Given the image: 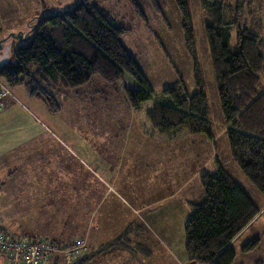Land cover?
Returning a JSON list of instances; mask_svg holds the SVG:
<instances>
[{"label":"trees","instance_id":"trees-1","mask_svg":"<svg viewBox=\"0 0 264 264\" xmlns=\"http://www.w3.org/2000/svg\"><path fill=\"white\" fill-rule=\"evenodd\" d=\"M90 1L81 0L65 11L40 17L31 26L32 40L9 48L7 61L0 65V77L11 86L23 84L31 98L43 102L52 113H58L62 104L57 96L61 91L84 86L97 75L114 89L122 83L129 105L136 110L152 100L155 93L121 42L130 29L116 25L107 11ZM175 1L183 13L185 42L196 64L187 0ZM129 3L140 13L136 0ZM199 3L212 20L205 32L230 160L264 196V92L260 91L264 76V0H199ZM233 31L234 44L231 43ZM11 59L14 64H9ZM128 77L140 86L129 82ZM195 80L199 89L192 95L187 93L181 78L163 89L160 99L147 110L153 130L165 136L186 130L191 135L204 134L213 140L208 99L197 64ZM219 162L214 173L202 171L203 198L191 204L184 225L185 252L191 264H234L237 254L233 241L246 234L260 213L255 202L222 165V160ZM3 209L0 215L7 214L6 208ZM8 227L0 216V233L6 239L48 241L57 246L73 242L33 238L24 232H10ZM132 228L127 226L116 238L93 251L87 239L79 237L86 240L88 248L69 263L85 264L113 248L140 249L148 254L146 245L133 246L131 233L135 228ZM246 239L244 251L259 241ZM0 256L13 264L4 252L0 251ZM46 261L66 264L58 253H52L40 264Z\"/></svg>","mask_w":264,"mask_h":264},{"label":"rangeland","instance_id":"rangeland-1","mask_svg":"<svg viewBox=\"0 0 264 264\" xmlns=\"http://www.w3.org/2000/svg\"><path fill=\"white\" fill-rule=\"evenodd\" d=\"M78 1L81 0H0V65L7 61L6 55H9L10 47L18 42L25 45L32 40L31 26L40 17L65 11ZM136 1L140 13L133 8L129 0H91L90 2L107 11L116 25L130 29L121 37V42L128 54L137 62L155 93L152 100L143 103L138 109L134 110L130 107L122 83L114 86L116 88L114 89L111 83L97 75L84 86L61 91L57 96L62 104L58 113H52L43 102L31 98L23 84L11 86L0 77L1 84L9 90L8 97H11L13 102L6 112L5 110L0 112V210L6 208L7 211L4 215L3 211L1 212V219L8 227L9 200L13 196L10 192L14 188L24 189L27 177L53 178L60 175L64 178L75 176L83 179L86 173H83L78 161L90 166L105 181L111 182V179L118 178V185L113 186L122 189L125 194L129 193L128 183L120 184L122 179L128 180L126 166L132 165V160L128 159L127 154L130 153V146H127L128 151L122 150L126 145L123 143L126 133L124 129L132 125L129 112H135L133 123H138V126L141 125L146 132L148 131L149 144L159 143L157 140L159 138H170L169 140L176 138L178 142L171 144L181 145L180 153L184 151L183 154L186 152L189 155L186 164H179L182 159L175 160L177 151L157 144L159 147L152 148L149 159L144 160L148 163L144 170L141 168L142 160H139L140 173L153 174V178L158 183L172 179L171 173L177 179H182V182L191 175L199 179L198 173L193 170L195 161L192 154L200 153V149L196 147L202 143L198 142L195 149H186L184 145L188 143L189 137L185 134V139L180 138L183 133H187L186 130L178 132L174 137L161 135L153 130L147 118V110L155 100L160 99L163 89L178 82L180 78L189 95L198 91L195 80L197 64L208 99V119L215 134L213 143L210 144L208 161L202 158L201 165L197 167L201 170L205 165L204 169L207 172L214 173L218 166L217 162L220 164L219 160H222V165L255 202L260 213L253 220L251 230L235 244L237 256L234 264H264V196L234 161L230 160L226 125L205 32L206 25L212 20H209L199 0H187L194 35L195 64L185 42L184 16L176 1ZM45 30L48 32L49 28L46 27ZM232 34L231 43L234 44L236 41L234 31ZM14 63V59L9 61V64ZM128 81L137 84L130 77ZM260 91L264 92V76ZM204 154L200 155V158ZM158 160L162 162L160 165L157 164ZM133 174L135 173H131L130 176ZM194 185L195 180H193ZM157 186L159 187V184ZM166 188H169V185H166ZM161 192H164L163 189H151L143 195V199L158 198ZM105 201H103L104 208L105 203H108V200ZM181 201L179 195H174L167 202L151 206L152 210L173 207L166 217V235L170 233L176 240L179 237L184 238V224L190 214L189 209ZM119 205L118 203L114 205L117 214L122 213ZM246 238H250L249 241L258 238L259 241L252 245L250 250L243 252L248 242ZM239 244H242V250ZM7 253L11 256L10 250L5 252V256ZM69 262L72 263L65 260L66 264H71ZM0 264L9 263L0 256ZM45 264L52 263L46 261Z\"/></svg>","mask_w":264,"mask_h":264},{"label":"crops","instance_id":"crops-1","mask_svg":"<svg viewBox=\"0 0 264 264\" xmlns=\"http://www.w3.org/2000/svg\"><path fill=\"white\" fill-rule=\"evenodd\" d=\"M3 103L0 112L2 110L6 112L13 104L11 97L4 99ZM134 114L135 112H129L128 114L132 125L124 129L126 131L125 142L122 141L126 144L124 145L125 149H122L123 151H128L127 146H130V153H126L128 159L132 160V165L126 166L128 167V180L122 179L120 184L128 183L129 193L125 194L122 189L115 187L118 185V178L111 179V182L105 181L90 166H85L80 161L78 163L81 164L83 173H86V177L83 179L75 176L64 178L60 175L53 178L27 177L24 189L14 188L10 192L13 196L9 200V231L24 232L33 238H47L61 243H70L76 238L85 237L90 251H93L116 238L127 226L131 225L132 229L135 228V231L131 233L133 246L136 248V245L140 243L146 245L148 254L140 251V249L134 251L113 248L97 255L85 264H191L188 262L185 252V236L176 240L170 233L166 235V217H168L173 207L152 210L151 206L156 203L167 202L172 196L179 195L183 201H181L182 204H185L189 212L191 211V204L199 202L203 197L199 182L205 165L201 170L197 166L201 165L202 158L208 161L211 150L210 144L213 143V140H210L208 136L205 137L204 134L191 135L188 132L183 133L180 138L189 137L184 148L195 149L198 142L202 143V145L196 147V149H200V153L192 154L195 161L193 170H196L199 179L191 175L190 178H186L182 182V179H177L171 173L170 175H173L172 179L158 183L153 178V174L139 172V160H142L141 168L144 170L148 164L144 160L149 159L148 156L153 151L152 148H158L157 144H159L160 147L174 149L177 151L175 160L182 159L179 164H186L189 155L186 152L183 154L184 151L180 153L181 145L171 144L172 142H178L176 138H174L175 140L159 138L157 139L159 143L149 144L147 142L148 131L146 132L143 126H138V123H133ZM203 153H205L204 156L200 158ZM207 161H205V164ZM161 163L158 160L157 164L160 165ZM131 173L135 174L130 176ZM193 180H195L194 186ZM157 184H159V187ZM166 185H169V188H166ZM171 186L173 188H170ZM154 188L163 189L164 192H161L158 198L143 199V195ZM104 200H108V203L105 201V208L103 205ZM117 203L120 204L119 208L122 210L120 214H117V210H114V205ZM101 209L103 211H100ZM144 212L146 213L143 215ZM252 226L253 224L245 232L249 231ZM172 232L173 230H171ZM241 238L234 240L232 243L235 251L234 246ZM239 245L241 247L242 244Z\"/></svg>","mask_w":264,"mask_h":264},{"label":"built area","instance_id":"built-area-1","mask_svg":"<svg viewBox=\"0 0 264 264\" xmlns=\"http://www.w3.org/2000/svg\"><path fill=\"white\" fill-rule=\"evenodd\" d=\"M9 90L0 82V109L3 105V99L8 95ZM0 251L8 252V259L13 264H40L52 253L61 254L65 260L72 261L82 255L87 250V243L84 238H77L69 245L57 246L48 241L31 242L24 240H9L0 233ZM12 246V248H10Z\"/></svg>","mask_w":264,"mask_h":264}]
</instances>
